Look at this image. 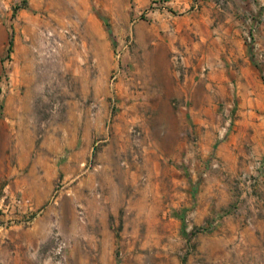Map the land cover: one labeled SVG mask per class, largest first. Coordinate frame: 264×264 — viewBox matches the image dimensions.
Here are the masks:
<instances>
[{
  "label": "rangeland",
  "instance_id": "obj_1",
  "mask_svg": "<svg viewBox=\"0 0 264 264\" xmlns=\"http://www.w3.org/2000/svg\"><path fill=\"white\" fill-rule=\"evenodd\" d=\"M256 216L264 0H0V264H252Z\"/></svg>",
  "mask_w": 264,
  "mask_h": 264
},
{
  "label": "crops",
  "instance_id": "obj_2",
  "mask_svg": "<svg viewBox=\"0 0 264 264\" xmlns=\"http://www.w3.org/2000/svg\"><path fill=\"white\" fill-rule=\"evenodd\" d=\"M235 238L241 249V258L247 259L245 263L264 264V217H253L251 224L243 226ZM10 252L9 250L8 257L4 259L5 264H16V254ZM2 253L5 252L1 251L0 255Z\"/></svg>",
  "mask_w": 264,
  "mask_h": 264
},
{
  "label": "built area",
  "instance_id": "obj_3",
  "mask_svg": "<svg viewBox=\"0 0 264 264\" xmlns=\"http://www.w3.org/2000/svg\"><path fill=\"white\" fill-rule=\"evenodd\" d=\"M19 201H21V200H19Z\"/></svg>",
  "mask_w": 264,
  "mask_h": 264
}]
</instances>
